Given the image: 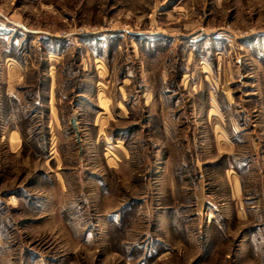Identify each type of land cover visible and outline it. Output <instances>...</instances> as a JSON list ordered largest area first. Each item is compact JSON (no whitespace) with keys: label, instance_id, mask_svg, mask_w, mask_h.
Returning a JSON list of instances; mask_svg holds the SVG:
<instances>
[{"label":"rangeland","instance_id":"1","mask_svg":"<svg viewBox=\"0 0 264 264\" xmlns=\"http://www.w3.org/2000/svg\"><path fill=\"white\" fill-rule=\"evenodd\" d=\"M0 264H264V0H0Z\"/></svg>","mask_w":264,"mask_h":264},{"label":"built area","instance_id":"2","mask_svg":"<svg viewBox=\"0 0 264 264\" xmlns=\"http://www.w3.org/2000/svg\"><path fill=\"white\" fill-rule=\"evenodd\" d=\"M83 32H84V30L83 31H80V34H83ZM91 33H93V34L94 33H97V30H93V31H91ZM73 34H74L73 32H65L64 31V32H62L61 35L58 34V37L61 38V40H66L69 44L73 45L74 40H76L75 39L76 37L73 36ZM46 35H48V34H46Z\"/></svg>","mask_w":264,"mask_h":264},{"label":"crops","instance_id":"3","mask_svg":"<svg viewBox=\"0 0 264 264\" xmlns=\"http://www.w3.org/2000/svg\"><path fill=\"white\" fill-rule=\"evenodd\" d=\"M9 64H11L13 67H15L14 64H12V63H9ZM18 81H20V77H16V78H14V80L13 79H10V78H7L5 80V89H6V92L7 93H11L12 90L14 89L16 83H18Z\"/></svg>","mask_w":264,"mask_h":264},{"label":"water","instance_id":"4","mask_svg":"<svg viewBox=\"0 0 264 264\" xmlns=\"http://www.w3.org/2000/svg\"><path fill=\"white\" fill-rule=\"evenodd\" d=\"M69 123H70V126H71V128H72V130L74 132L75 141L79 145L80 137H79V130L77 128V120H76V117L75 116L70 117Z\"/></svg>","mask_w":264,"mask_h":264},{"label":"trees","instance_id":"5","mask_svg":"<svg viewBox=\"0 0 264 264\" xmlns=\"http://www.w3.org/2000/svg\"><path fill=\"white\" fill-rule=\"evenodd\" d=\"M56 50H57V49H56ZM59 50H60V49H59ZM59 50H58V51H59ZM60 51H61V50H60Z\"/></svg>","mask_w":264,"mask_h":264}]
</instances>
